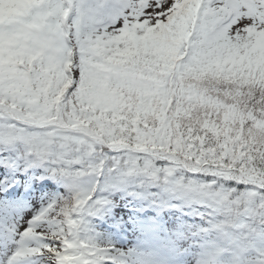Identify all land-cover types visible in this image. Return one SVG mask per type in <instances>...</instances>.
Segmentation results:
<instances>
[{"label":"snow or ice","instance_id":"6c2138e0","mask_svg":"<svg viewBox=\"0 0 264 264\" xmlns=\"http://www.w3.org/2000/svg\"><path fill=\"white\" fill-rule=\"evenodd\" d=\"M0 264H264V0H0Z\"/></svg>","mask_w":264,"mask_h":264}]
</instances>
